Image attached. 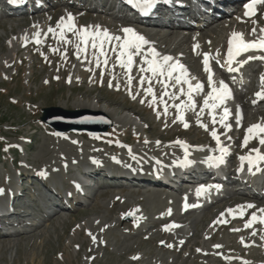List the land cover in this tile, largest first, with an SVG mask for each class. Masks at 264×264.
<instances>
[{
	"label": "bare ground",
	"instance_id": "1",
	"mask_svg": "<svg viewBox=\"0 0 264 264\" xmlns=\"http://www.w3.org/2000/svg\"><path fill=\"white\" fill-rule=\"evenodd\" d=\"M83 1L84 0H71L69 3L68 1L65 2V0H56L55 2L49 1L48 4H50V6L48 9L41 10V8H35L32 10L34 13L28 16L22 12V9L18 10L20 11V13H17L19 15H3L4 17H1L3 21L0 22V29L4 30L5 33L0 34V42L7 41V46L4 45V43H0V48L5 51V55L2 58L4 62L3 66L9 62L12 54L18 55L24 52L27 53L36 48L43 49L45 52V64H47L48 60L51 59L54 61L52 69H55L57 61L61 62L64 66V69L58 80L52 78L54 74L53 70L49 72L48 80L53 91L49 94H45V99H50V94L53 93L52 96L54 99H57L60 101V103L63 102V104H60L61 107H66V102L70 103L69 101H71L73 105L72 108H75L76 110H88L91 113L93 111L95 113L99 112L106 115L112 121V129L109 130L107 135L117 134L118 132L124 135L127 133H133L135 135L130 142L137 141L139 143H143L144 145L146 144L145 141L149 142L143 148L129 147L127 151L124 149L117 150L114 146H103V140H107L105 137H103L106 135L105 132L99 134H88L83 131L75 130L67 132L65 131L62 133L54 131L59 137L68 135L67 137L73 138L74 136L81 134L84 138L93 142L98 148H88V150H85L87 155L85 157H81L76 153L79 147L78 144H73L74 146H72L71 143L60 139V146H62V143H65V146L63 145L64 147H59V149L52 150L53 152L51 151V154L45 153L44 157H47V159L53 161L55 165L58 164L60 167L63 166L67 168V171H61L62 173H58L54 169V172H48L43 175L40 173L43 179H39V177H37L38 175H29L28 173L27 175L20 174L19 176L13 177L15 180L14 184L11 180V183H9L7 187L2 188L3 194L0 195V223H8V217H17L23 221V224L27 222L26 219L28 217H31V219L25 223L23 227H17L13 233H5V230H0V236H3L4 238L0 240V251H2V249H5L6 252H13L14 250L18 251L20 244L16 241L23 242L26 248L31 247V243L35 239H45L47 240L45 243L51 241V235L49 231H47L46 226L52 223L54 220L58 221V224H55L56 227H54V232L56 234L58 231V226L59 229L62 227L66 232H68L69 228L74 229L77 237L74 238L73 243L79 242L78 240H81V238L84 237L82 246H87V244H89L88 242H90L88 239L89 235L85 232L83 226L94 228V234H96V238H98L100 232L98 233L97 227L101 222V218L94 217L95 219H91L88 217L99 215L98 213H101L107 209V218H109L108 221L115 220L114 226H111L109 230H117L124 227L125 229L137 231L138 235L140 236L149 230L156 231L160 224H166L165 227L157 230L154 235L158 238H167L174 243L172 245H170V243L161 244L160 247L164 252H178L180 254L183 253L184 250L186 251V247H189V250L191 251L189 257H192L191 255H193L194 261L199 258V256L215 260L216 257L221 254H223V258L226 259H228V257L229 259L234 257L233 254H225V248H238V257L231 261L232 264H245V262H247V264H264V239H262V237H264V224L256 223L253 228H244L245 222L249 220L252 213L255 212L257 215H260L258 210L264 209V177L247 172L250 174L247 185L244 189L237 191L233 198L222 199L212 205H205L202 209L197 211L199 214H202L201 216H197L196 218H188L189 212H185L183 214L180 212V199L178 198L179 193L169 190L167 188V182L161 180L160 178H155L152 175V172H149V170H151L150 168L154 165L152 162L153 160L150 159L152 157H156L161 161H164L162 159L172 161L175 158H180L182 159V162L179 164L169 162L170 164L174 165L171 169L168 167L165 168L167 176L164 178V180L177 183L180 179H182V175L187 173V170L182 169L184 166L185 152H182L180 147H182L183 143L188 147L193 148L191 150L188 148V152H191L187 157L188 161L196 154L197 149H199V153L203 154L206 152V148H210L212 149L213 153L219 154L217 151L216 141L210 135L212 130L207 124L206 114H209L208 110H205V113L202 116V122L208 126V131H205L203 128L197 126V118L195 113L192 111H188L184 114L185 122L190 125V127H188L186 130L182 123H173V120L176 116V111L174 108H169V114L165 116L163 112V105L157 104L153 107L149 106L152 97L145 96L144 92L139 89L137 81L139 80L140 73L136 65L133 66L131 71V75L135 77L132 83V93L136 94L137 91H140V94L136 96V99H132L129 95L128 86L125 82L127 79L125 70L119 68L118 66H113L115 61L114 54H110L111 58L107 68H105L103 65H101V68H97L94 61L91 63L88 62L89 60H92L91 50H89L87 59H85L83 55L79 60L76 58V55L74 54L75 44L78 41L75 36L69 34L68 38L71 39L73 43L70 45H64L62 43H58V36L53 38V35L47 32L49 28L57 29L58 23L62 18H66L68 14H71L74 17L75 25L80 28L86 26L89 29L94 30L96 27H99L101 30L107 29L113 35L121 36H123V33L120 31L122 28H132L138 35L143 36L148 41V45L145 46V50H147L148 47H151L161 55H171L181 64H184L188 71L192 72H189L190 78H195L192 80V83L195 84L199 82L204 86L205 89L204 93L200 94L201 107L204 95L210 91V89L207 85V76L202 75L197 56L192 53V49L194 45L198 44V51H201L203 47L201 42L204 40L208 42L207 39H211L212 41L209 44L206 42L208 47H206V50L201 51V54L207 52L212 56H216L218 52L220 53V37L222 38L226 32L230 31V29H234L232 16L226 14L221 15L220 17L217 16L214 18H209L207 25L199 30L198 33H195L191 31L193 29L189 28H186V31L175 29L172 30L168 28V25L163 24L159 27L135 26L127 18L118 17L117 15L98 16L96 14H84L82 13V10L87 12L86 7L83 6V9H79L80 7L77 6L78 2ZM93 2H97L98 4L109 8L116 7V2L118 3V1L115 2V0H92L91 3ZM233 2L234 1H230V3ZM258 6L259 5L256 6V11L259 10ZM245 19H247V17L244 15L242 18L237 16L236 23L238 24L239 20H241V22H244L245 24ZM253 20L257 21L256 19ZM253 20L247 21L249 24L245 25H251V29L255 27L257 30L264 28V26H261L258 21L256 24H253ZM8 23H10L9 30L6 28ZM58 31L59 29H57V32ZM36 32H41L40 39L42 43L40 44H36L34 42V34ZM236 32L243 33L246 39H253V36L251 35L252 31H250L248 34H245V30L237 29ZM25 37H28L27 41H25ZM201 39H203V41ZM186 47L187 49H185ZM52 48H59L60 51L54 54L51 51ZM178 48L184 49L182 55H174V51ZM65 51L67 53L69 52L70 57L73 58V62L70 66H68L65 60H63L61 57L62 53ZM188 57L191 58L189 63L181 61ZM217 57L218 56H216V58ZM211 62H213V59H211ZM136 64H139V58H136ZM86 69H91V71H87ZM68 71L70 73H68ZM101 71L104 72L103 77H101ZM145 75L148 74L146 73ZM77 76H80L82 81L81 84L77 83L76 85ZM100 78L102 85L99 83ZM69 79L72 83L69 87L70 94L68 97H66L64 90L66 87V81ZM110 81L113 84V87L111 88L108 86ZM214 82L217 83V86H219L218 80H214ZM85 83H89L93 87L82 88L81 86ZM249 83L254 85L255 82L252 80ZM116 85H119V90L116 89ZM145 87H147V85H145ZM41 89L44 90L45 87L41 86ZM154 90L157 94V99L159 100V95L161 92L160 85H154ZM169 90L175 91V89ZM109 93L114 99L110 103L105 102L109 97ZM184 98L185 97H181L180 100H170L168 97H164V99L169 104H178L181 100H184ZM141 100H144L145 102L141 103ZM198 100H200L199 97ZM64 102L66 104H64ZM104 103H107L109 110L102 106ZM222 109L223 107L216 109L214 114L218 115L219 111ZM157 112L160 113L159 119L157 118ZM254 112L255 108L253 106H248L247 110L244 112L243 123L245 125V133L246 129L250 126L264 122V118L261 120L260 113L258 112L256 114ZM142 132L145 134L149 132V134L144 138L141 134ZM217 133L220 137V140L222 141V146L227 147L228 149L233 148L231 149V152L239 150L242 153V156H245L249 154L251 149L259 148L260 151L264 153V147L259 144L258 139H251L248 147L245 148L242 146L244 139H241V132L237 136L235 133L230 132L223 134L220 132ZM88 135H90L91 138H88ZM97 137L99 139L101 138L99 142H96ZM229 137L231 139H229ZM52 139L55 140L58 138L52 137ZM176 141H180L182 144L176 143ZM157 142H159V144ZM116 144L117 143H115V146ZM170 150H173L174 153L171 154ZM110 151L116 152L117 156H111ZM141 151L146 157V160H140L143 163L141 166L137 168H126L122 166V164H126L128 162L129 158L134 153L142 155ZM52 153L54 154L52 155ZM252 155H254V153H252ZM224 157L227 158L229 156L224 155ZM123 158H126L127 160L125 161ZM59 160L62 162L59 163ZM72 160H77L79 162L75 165L79 166V168L82 167L81 174L86 173L87 176L93 178L94 185L98 184L96 190L93 192V197L100 192L99 190L102 189L106 191L101 192V196L108 197L110 195L108 190L123 191L124 186L130 187L132 185L139 187L134 189L139 190V192L135 194H149V197L137 199L135 203L123 201V205L121 206H119V201L121 199L117 198H112L109 201V206H102L98 204V202H94L96 205L91 203L93 204V207L91 206L92 209L90 210L87 208L89 210L87 212L89 213L82 210L84 211L83 215L87 214V216H83L88 218L87 222L83 226L75 227V225L78 223V220L74 218L72 221H68V219H65L62 213L69 212V208L72 209V207L65 202L66 200H75L79 205L83 206V204L80 203V199L78 198L80 186L78 185L74 192H66L64 190L62 191L58 187L60 184L63 187L68 184L73 186L72 183H75L79 180L78 176L76 175L78 168H72V166H75L72 165ZM96 163L98 164L96 165ZM130 164L135 165V163H131V161ZM195 169L199 170L200 168L195 167ZM145 170L146 172H144ZM204 172L207 173V170L204 169ZM227 174H229V177L235 182V184L239 183V181L237 182L234 179L233 172L229 171ZM27 178L29 179V182L23 184L24 182L22 183V181L25 179L27 181ZM95 178H97L98 181H95ZM50 180H54L55 182L52 183ZM202 182L203 181H200V183ZM142 186L145 187L141 188ZM83 187L85 186L81 184V188ZM24 189H31L33 191L30 192L34 198L32 199V202L38 201L36 196L37 193L34 192V189H38L39 192H46V195H44V198L42 199L41 209L33 210L31 206L32 203L26 199L27 196H24ZM69 193H72L71 197L69 196ZM150 197H153L157 201V205L153 206L152 208H149L150 206L147 207V203L150 202ZM248 204L255 205V208L245 210L243 215L244 220H241V218L234 219L232 215L227 214L229 209H236L238 206ZM19 205L24 206L18 210L21 214H14L10 209ZM168 209H171L169 215ZM156 212L157 214L162 213V216L154 217ZM41 214H45L46 218L42 220V222L37 223L36 218L40 217ZM222 214L226 215H224L222 218ZM239 215L240 214L237 213V217H239ZM125 220H128V222H125ZM218 220H226L227 223H217ZM171 224L178 225V227H170L165 230L166 227ZM5 226H8V224ZM233 229H241V231H232ZM253 231H256L257 235L253 236L251 234ZM189 232H191V236L187 235ZM224 232L229 233L228 242L224 241L223 244H221L222 247L220 248H216V245L213 244L210 245V243L213 242V240H216L218 237L223 239L224 236H222V233ZM182 239L185 241L183 240L182 242ZM242 240L244 244H247L249 241H253L254 245L244 247V245L241 243ZM150 242L154 243V238L151 239ZM177 244H181L179 251V246H177ZM156 245L159 246L158 244ZM133 250L135 249H131L130 252ZM149 254L154 256L153 253L149 252ZM187 259L188 258H185V260ZM137 260L140 259L138 258ZM133 261L136 263V260ZM226 263L229 262L226 261Z\"/></svg>",
	"mask_w": 264,
	"mask_h": 264
},
{
	"label": "rangeland",
	"instance_id": "2",
	"mask_svg": "<svg viewBox=\"0 0 264 264\" xmlns=\"http://www.w3.org/2000/svg\"><path fill=\"white\" fill-rule=\"evenodd\" d=\"M70 0H65V2ZM20 11L15 12L13 15H19ZM82 13L85 14L83 11ZM87 14V13H86ZM94 15V14H90ZM96 15L101 16V14L96 13ZM3 21L0 19V22ZM24 23V22H22ZM7 25V24H6ZM9 25V26H8ZM7 25V30L10 28V23ZM250 27L245 29V31L249 32ZM4 30L0 29V34H4ZM207 41L201 42L203 46L202 49L205 50L208 47L207 43L211 42V39H207ZM222 38L220 37V41ZM6 42V43H5ZM207 42V43H206ZM0 43H4L7 46V41H1ZM206 44V45H205ZM205 46V47H204ZM168 49V48H166ZM183 49V48H182ZM178 48L174 52L180 54L184 49ZM187 49V47L185 48ZM190 50V49H189ZM44 50L41 48L33 49L31 52H24L21 54H12L8 63L4 66V62L2 60L5 55V51L0 48V188L7 187L9 183L14 184L15 180L13 177L19 176L20 174L27 173L29 175H38L39 179H43L40 173H48L54 172L55 170L58 173H62L61 171H67V168L63 166H58V164H54L53 161H50L45 156V153L51 154V151L54 149H59V147H64L65 143L61 144L59 140V136L49 128L45 123L42 122L43 110L48 108H60L65 111H88V110H76L72 108V102H64L66 107H61L60 103L57 99H54L52 96L53 93L50 94V99H45L44 95L52 92L51 84L48 80L49 72L54 71L53 79L58 80L60 77L64 66L61 62H56L55 69H52L54 61L48 60L47 64L44 63ZM175 53V54H176ZM62 57V56H61ZM199 57V56H198ZM197 57V59H198ZM65 60V58H62ZM188 62L191 59H187ZM66 64L70 66L73 62V58L70 57L69 52L67 53V57L65 60ZM3 66V67H2ZM45 67V68H44ZM68 70V69H67ZM68 73H70L68 71ZM82 78L77 76V83L81 84ZM98 81V80H97ZM72 82L66 81V87L64 90L65 96L68 97L70 94V85ZM101 84V78L100 82ZM65 85V83H64ZM73 85V84H72ZM102 85V84H101ZM41 86H44L45 89L42 90ZM80 87V86H78ZM82 88H92L93 86L89 83H85L81 86ZM58 89V88H57ZM109 90V89H108ZM110 91V90H109ZM109 97L105 102L110 103L114 99L111 94H108ZM52 97V98H51ZM120 101V100H119ZM107 110H109L107 103L103 104ZM89 119H92L93 124L97 128H103L107 125L110 118L106 115L93 112L92 115L88 116ZM111 121V120H110ZM112 124V121H111ZM109 127V126H108ZM107 127V128H108ZM112 129V126L105 132V137L107 140H103V146L108 145L115 146L114 142L118 140H124L126 142H130L131 139L134 138L133 133H127L126 135L118 132L117 134H108L109 130ZM54 132V135L52 134ZM241 139H245V130L242 132ZM145 138L146 135L144 132L141 133ZM194 135V134H193ZM68 135H66L67 137ZM52 137H56L58 139H52ZM91 138L90 135L87 136ZM244 137V138H243ZM61 139L68 143H71L72 146L78 144L79 147L77 149L78 156L85 157L88 148H97L93 142L84 138L81 134L76 135L73 138ZM101 139V138H100ZM100 139L97 137L96 142H99ZM123 141V142H124ZM244 141V140H243ZM133 142V141H132ZM56 145H55V144ZM117 143V142H116ZM118 147H122L123 144L118 142ZM59 144V145H58ZM74 144V145H73ZM96 144V143H95ZM64 145V146H63ZM137 143L134 144V148H137ZM145 145H143L144 147ZM25 147V149H24ZM264 147V146H263ZM53 148V149H52ZM103 148V147H102ZM53 152V151H52ZM54 153H52L53 155ZM62 161L59 160V163ZM79 163L77 160H72V165ZM55 169V170H54ZM54 183V180H50ZM24 182V183H23ZM29 182L27 178L22 181L23 184ZM17 183V182H16ZM27 186V185H25ZM84 188V187H83ZM28 190V189H27ZM30 192L31 189L28 190ZM38 189H34V192L37 193ZM100 192L96 194L90 203L80 208L81 210L73 209L69 212L62 213L65 219L68 221H72L74 218L78 220V223L75 227L83 226L87 222L88 218L95 219L100 217L101 222L97 227L98 233L100 235L96 238V234H94L95 229L89 228L88 226H83L85 232L89 235V244L87 246H82V242L84 237L79 242L73 243V240L77 235L74 232V229L69 228L68 232L63 230L62 227L58 226L57 234L54 232L55 224H58L57 220H54L52 223L48 224L47 231H49L51 235V241L46 242L47 240L43 239H35L31 243V247L26 248L23 242H18L20 244V248L18 251L6 252V250L2 249L0 251V264H232V260L237 258V254L239 253L238 248H225V254H233L234 257L229 259L223 258V254L216 257L215 260L203 258L199 256L194 261V256L189 257L191 251L189 247H186V251L183 253H167L162 250L160 247L161 244L170 243V245L174 244L171 240L167 238H158L155 235V232L161 229L159 226L156 231L149 230L144 232L140 236L137 231L129 230L122 227L117 230H109L111 226H114L115 220L108 221V210L105 209L103 212L98 213L99 215L89 216L88 218L83 217L87 216V214L83 215L84 211H89L88 209H92V205L94 202H98V204L104 206H109V201L115 196L122 195L120 190L110 192L108 197H102L101 192L106 190H99ZM26 190L24 189V193ZM33 192V191H32ZM39 192V191H38ZM133 192V191H129ZM123 193L129 203H135L137 199H143L149 197V194H129ZM146 192V191H145ZM144 192V193H145ZM34 193V194H35ZM134 196H133V195ZM131 195V196H129ZM27 196V195H26ZM35 196V195H34ZM116 198V197H115ZM122 198V197H121ZM150 197V202L147 203V207L152 208L157 205V201ZM118 199V198H117ZM89 200V199H87ZM124 200H120V205H123ZM93 203V204H91ZM96 205V204H94ZM82 206V205H81ZM92 206V207H91ZM88 208V209H87ZM82 209L84 211H82ZM87 209V210H85ZM89 213V212H87ZM44 215V214H43ZM93 215V214H92ZM157 212L154 214L156 217ZM202 214H198L197 216H201ZM196 216V217H197ZM95 217V218H94ZM128 222V220H125ZM74 227V228H75ZM163 228V227H162ZM70 232V233H69ZM75 234V235H74ZM228 234V236H227ZM49 236V234L47 233ZM98 235V234H97ZM187 235L191 236V232ZM224 236L223 239L216 238L210 245H221L224 241L229 240V233H222ZM95 237V240H93ZM154 238V243H151L150 240ZM4 239L3 236H0V240ZM41 240V241H40ZM184 239H182L183 242ZM185 241V240H184ZM93 243V244H92ZM91 244V246H90ZM158 244L159 246H157ZM181 246V244H177V246ZM175 248V245H174ZM131 249H135L130 252ZM180 247H178V251ZM153 253V255H150ZM140 260H137V259ZM185 258H188L185 260ZM133 260H136L134 263ZM229 262V263H226ZM225 262V263H223Z\"/></svg>",
	"mask_w": 264,
	"mask_h": 264
},
{
	"label": "snow or ice",
	"instance_id": "3",
	"mask_svg": "<svg viewBox=\"0 0 264 264\" xmlns=\"http://www.w3.org/2000/svg\"><path fill=\"white\" fill-rule=\"evenodd\" d=\"M13 3H18L20 0H12ZM129 3H135L137 7H142L145 10L152 7L153 4L156 3V0H128ZM264 4V0H249L248 3L244 5L246 11L245 16L251 19L253 16L258 15L256 11V6ZM257 21L253 20V24H256ZM57 29L59 31L57 32ZM57 29L49 28L47 30L48 33L53 35V38L59 37L58 43H62L64 45H70L73 43L71 39L68 38L69 34L75 36L77 38V43L75 44V55L79 60L83 55L85 59L89 54V50H91L92 60L88 62H95V66L97 68H101L103 65L105 68L109 65V60L111 58L110 54L115 55L114 67H119L125 70V74L127 75L126 84L128 86L129 95L132 99H136V96L140 94V91H137L136 94L132 93V83L135 77L131 75V71L134 65L138 68L140 73L139 80L137 84L139 89L142 90L145 96H151L152 100L149 103L150 107L154 105L161 104L163 105L164 115L167 116L169 114V108H174L176 111L175 119L173 123L180 122L183 124V127L187 130L190 125L185 122V113L188 111H192L195 113L197 118V126L203 128L205 131H208V126L202 122V116L205 113V110H208L211 116V122L213 125L219 123L222 127L226 128L228 131H231V125L227 124L226 121L230 117L231 113L227 107H223L222 115L219 116V120H217L215 113L216 109L222 108L225 102L231 98V90L229 89L228 84L223 81L219 82V86L213 80V73L210 67V60L216 59V56H219L218 52L216 56H212L210 53L203 54L202 65L203 71L207 74V85L210 91H208L204 95V99L202 102V106L197 111V105L195 102V96L204 93V86L197 82L195 84L192 83L194 77L190 78V74L185 68L183 64L177 61L174 57L170 55H161L154 48L148 47L145 50V46L148 45V41L141 35H138L132 28H122L120 31L123 33L121 35H113L107 29H99L96 27L94 30L89 29L88 27L80 28L75 25L74 17L71 14H68L66 18H62L61 21L57 25ZM47 35V34H45ZM251 35L253 39L248 41L245 39L243 33L233 32L229 39V46L227 49V64L229 72L238 71L237 68L232 67L231 65L234 62H239L240 66L243 67L244 64L249 63L251 61H264V55H247L249 53H264V28H253ZM41 32H36L34 34V42L36 44L42 43ZM25 41L28 40V37L24 38ZM210 43V42H209ZM199 48V45H194L193 51L196 52V49ZM51 51L55 54L60 51L59 48H52ZM247 56L244 60H239L238 58ZM67 52L62 53V58L66 60ZM136 58H139V64H136ZM46 59V58H45ZM217 63L219 61L217 60ZM87 71H91V69H86ZM148 75H145V74ZM104 72L101 71V77H103ZM69 82L71 80L69 79ZM91 82V81H90ZM160 85L161 92L159 95V100L157 99V94L154 90V85ZM262 91L258 92L257 99L254 103H259L264 100V77L261 78ZM147 85V87H145ZM110 88L113 87L111 81L108 85ZM185 86H187L185 88ZM116 89L119 90V85H116ZM169 89H175V91H170ZM164 97H168L170 100H180L181 97H186V99L181 100L178 104H169ZM144 103V100L140 101ZM155 110V109H154ZM157 118H160V113L157 112ZM242 114L238 110L236 116V124L238 126L241 125ZM211 137L216 141L218 146V151L223 155L219 157H208V162L210 166H219L220 163L223 162L224 155L229 153L227 147L222 146V141L220 137L213 128L210 132ZM229 139H231L229 137ZM251 139H258V142L261 146H264V122L257 123L255 125L250 126L246 129V136L243 141L242 146L248 147ZM148 143V141H145ZM159 144V142H157ZM176 143L182 144L180 141H176ZM185 150V160L184 165L189 164L187 157L189 155L188 146L186 144H182ZM252 153H255L253 157ZM241 161L240 171H243V165L245 162L249 165L250 174H255L253 172V168L257 171H261V164H264V153L260 151L259 148L251 149L249 155L239 157ZM183 166V165H181ZM44 173H42L43 175ZM205 188L198 189L199 192L206 191ZM3 194V190L0 189V195ZM187 207V205H185ZM255 208V205H241L236 209H229L227 214L233 216V218H241L243 219V215L246 209ZM260 215L257 213H252L249 220L245 222V229L253 228L256 223L264 224V209L258 210ZM237 213H239V217H237ZM170 214V211H169ZM226 214H222L223 216ZM224 222L227 223L226 220H218L217 223ZM178 227V225H169L166 227ZM232 231H241V229H233ZM253 236L257 235L256 231L251 233ZM264 239V237H262ZM95 240V237H93ZM241 243L244 247H249L250 245L244 244L243 240ZM216 248L222 247V245H216ZM247 264V262H245Z\"/></svg>",
	"mask_w": 264,
	"mask_h": 264
},
{
	"label": "water",
	"instance_id": "4",
	"mask_svg": "<svg viewBox=\"0 0 264 264\" xmlns=\"http://www.w3.org/2000/svg\"><path fill=\"white\" fill-rule=\"evenodd\" d=\"M91 115L92 113L89 111H65L60 108H49L43 110L42 121L59 131L100 132L106 130L111 125L108 122L103 128H97L88 118Z\"/></svg>",
	"mask_w": 264,
	"mask_h": 264
}]
</instances>
